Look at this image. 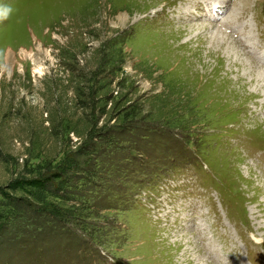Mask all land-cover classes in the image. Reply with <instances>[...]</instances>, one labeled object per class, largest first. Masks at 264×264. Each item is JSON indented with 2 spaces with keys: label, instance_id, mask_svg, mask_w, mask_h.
Segmentation results:
<instances>
[{
  "label": "rangeland",
  "instance_id": "obj_1",
  "mask_svg": "<svg viewBox=\"0 0 264 264\" xmlns=\"http://www.w3.org/2000/svg\"><path fill=\"white\" fill-rule=\"evenodd\" d=\"M4 5L0 264H264V0Z\"/></svg>",
  "mask_w": 264,
  "mask_h": 264
},
{
  "label": "clouds",
  "instance_id": "obj_2",
  "mask_svg": "<svg viewBox=\"0 0 264 264\" xmlns=\"http://www.w3.org/2000/svg\"><path fill=\"white\" fill-rule=\"evenodd\" d=\"M11 12H12L11 6H7V5L0 6V20L7 19L8 16L11 14ZM253 239L256 240L257 243L261 242V239L255 236H253Z\"/></svg>",
  "mask_w": 264,
  "mask_h": 264
},
{
  "label": "bare ground",
  "instance_id": "obj_3",
  "mask_svg": "<svg viewBox=\"0 0 264 264\" xmlns=\"http://www.w3.org/2000/svg\"><path fill=\"white\" fill-rule=\"evenodd\" d=\"M168 2H169V0H168ZM218 46V45H217ZM219 47V46H218ZM189 54V53H188ZM201 59H202V57H201ZM191 60V59H190ZM194 68H196V66L195 67H193L192 69H194ZM195 70V69H194ZM203 77V76H202ZM230 85L229 86H232V87H234L233 85L234 84H232V83H229ZM239 86V85H238ZM240 87H242L241 85H240ZM234 88H236V87H234ZM236 93H237V89H232L231 90V92H228V94L226 93L225 95L227 96V95H230L231 97H236ZM236 100V99H235ZM229 101V100H228ZM237 103V102H236ZM238 105V104H237Z\"/></svg>",
  "mask_w": 264,
  "mask_h": 264
}]
</instances>
